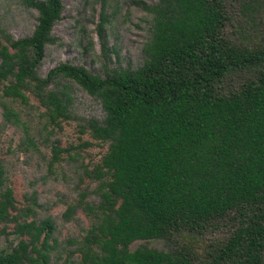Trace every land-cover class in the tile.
<instances>
[{"label":"trees","instance_id":"trees-1","mask_svg":"<svg viewBox=\"0 0 264 264\" xmlns=\"http://www.w3.org/2000/svg\"><path fill=\"white\" fill-rule=\"evenodd\" d=\"M18 1L37 15L27 36L0 29L3 118L18 121L2 99L24 104L27 94L49 121L67 118L61 79L97 97L103 111L85 123L107 145L85 172L96 181L97 200H78L90 223L60 264H264L263 0H240L253 24L246 42L225 29L233 0L141 2L150 17L141 63L103 76L67 62L39 76L44 46L57 40L50 31L62 3ZM57 152L53 147L52 159ZM2 186L0 161V234L13 223L19 236L0 251V264H48L51 220H26L30 206L17 208ZM207 233L220 237L197 251ZM185 237L192 242L179 243ZM148 239L173 246L128 247Z\"/></svg>","mask_w":264,"mask_h":264},{"label":"rangeland","instance_id":"rangeland-1","mask_svg":"<svg viewBox=\"0 0 264 264\" xmlns=\"http://www.w3.org/2000/svg\"><path fill=\"white\" fill-rule=\"evenodd\" d=\"M155 1L61 0L60 18L50 31L57 40L44 46L37 74L44 76L62 62L81 65L100 76L112 68L138 66L150 23L140 3L148 5ZM239 3L240 0H233L229 5L225 29L246 42L253 36V24ZM258 14L255 11L252 18H258ZM36 15L34 9L24 7L18 0H0V29L14 38L30 34ZM100 15L104 20L98 33ZM62 85L69 99L68 117L55 122L48 120L30 94L24 104L2 99L17 112V123L3 118L0 105L2 187L11 189L17 208L30 206L26 220H51L55 249L48 264H60L73 248L70 240L78 239L88 227L90 218L78 200H97L96 181L85 172L100 161L107 146L85 129L86 120L103 116L98 98L72 81L61 79L57 87ZM53 147L58 149L56 159H52ZM4 231L0 234V251H8L19 239L13 232V223L5 224ZM217 236L220 234H205L197 251L211 242L210 237ZM178 240L182 243L188 238ZM139 245L160 250L173 246L169 241L148 239L135 240L128 247L132 250Z\"/></svg>","mask_w":264,"mask_h":264}]
</instances>
